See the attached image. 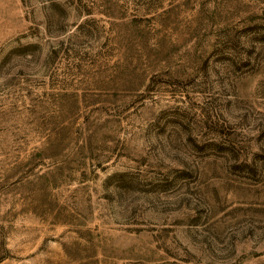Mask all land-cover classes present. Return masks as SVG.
<instances>
[{
    "label": "rangeland",
    "instance_id": "obj_1",
    "mask_svg": "<svg viewBox=\"0 0 264 264\" xmlns=\"http://www.w3.org/2000/svg\"><path fill=\"white\" fill-rule=\"evenodd\" d=\"M0 264H264V0H0Z\"/></svg>",
    "mask_w": 264,
    "mask_h": 264
}]
</instances>
